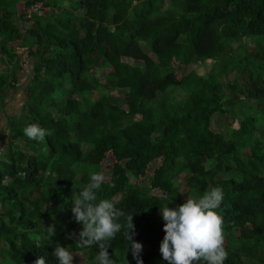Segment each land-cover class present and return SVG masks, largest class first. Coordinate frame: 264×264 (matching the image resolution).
Listing matches in <instances>:
<instances>
[{
    "label": "trees",
    "instance_id": "16d2710c",
    "mask_svg": "<svg viewBox=\"0 0 264 264\" xmlns=\"http://www.w3.org/2000/svg\"><path fill=\"white\" fill-rule=\"evenodd\" d=\"M39 2L48 10L26 16ZM167 2L0 0V113L21 88L24 66L14 44L34 56L23 107L8 118V153L0 156V264L38 257L59 264L54 252L70 231L73 252L98 264L97 245L77 244L82 224L72 207L90 172L103 169L110 179L98 198L133 214V239L146 247L143 264H169L159 251L160 209L179 206L171 195L185 169L196 198L223 188L225 264H264V0H172L164 8ZM246 37L254 48L239 52ZM106 52L120 61L101 77ZM206 59L216 60L207 76L175 73ZM247 66L254 76L244 74ZM234 72L244 74L243 84L227 79ZM231 110L242 116L239 126L229 135L215 130L213 117ZM31 123L50 135L28 139L23 129ZM83 144L96 152H84ZM118 222L125 226L107 242L110 258L137 264L124 236L126 216Z\"/></svg>",
    "mask_w": 264,
    "mask_h": 264
},
{
    "label": "clouds",
    "instance_id": "9594fccd",
    "mask_svg": "<svg viewBox=\"0 0 264 264\" xmlns=\"http://www.w3.org/2000/svg\"><path fill=\"white\" fill-rule=\"evenodd\" d=\"M23 133L28 139L39 141H44L50 135L38 123L27 125ZM105 179L103 172H92L90 182L73 201L74 219L82 224L77 244L80 247L97 245L98 264H115L110 258V245L107 242L114 239L125 226L118 220L126 216V226L130 231L124 233L125 239L130 242L137 264H143L139 257L142 244L133 239V214H126L122 209L116 208L113 200L98 198L97 193ZM223 200V188L214 187L198 198L187 197L186 202L177 208L166 205L160 209L165 221V235L159 248L163 259L169 264H225L228 252L224 247V218L218 211ZM54 255L59 264H73V254L69 247L57 245ZM34 264H46V259L38 257Z\"/></svg>",
    "mask_w": 264,
    "mask_h": 264
},
{
    "label": "rangeland",
    "instance_id": "374dc122",
    "mask_svg": "<svg viewBox=\"0 0 264 264\" xmlns=\"http://www.w3.org/2000/svg\"><path fill=\"white\" fill-rule=\"evenodd\" d=\"M168 1L169 2H167L165 4L164 8L171 5L172 0H168ZM61 14L64 16L66 15V13L63 11ZM24 25H25V27H24L25 29L30 26L29 23H27V22L24 23ZM143 45H144L145 50L148 51L151 56H154L153 49H152L151 45L148 42H145ZM14 46H15V50H17L18 54L22 56L21 64L24 66V68L20 71L24 72V74L25 73L28 74L30 72L29 66L32 65V62L34 61V56H33V54L32 55L27 54V50L22 48L19 43L14 44ZM249 48H254L253 41H251L249 38L246 37L243 39L242 43L237 48V50L239 52H243L245 50H248ZM119 61H120V57L112 56L111 54L106 52L104 57L101 60L100 76L105 77L108 74L113 73V68H114L115 64L118 63ZM129 61L132 64H140V62L137 60H131L130 59ZM6 63H8V62H5L4 64H6ZM215 63H216V60H214V59H206L203 61L197 60L196 62H193L192 64H190L187 67L177 66L175 73L178 77L181 78V77L185 76L186 74H188L191 70L196 69L199 74H201L203 76H207L209 74V72L211 71V68L215 65ZM1 67H3V66L0 65V68ZM244 74L254 76L255 75V69L252 66H247ZM244 74L241 75V74L234 72V73H231L227 79H230L232 81L236 80L238 82V84H243L244 83V79H243ZM20 85H22V84H20ZM21 89L22 88H20V90ZM20 90H18V92L16 94H14V96H13V97H15L16 104H17L16 106L12 107V112H14V113L19 112L21 110V107H23L24 97L22 96L19 98V96H18ZM21 91H23V90H21ZM122 95H123V92L115 93V96L118 98H120ZM242 97L245 99V102L247 104H252L254 107L259 105L258 102L253 101V99L246 98L245 96H242ZM96 98H98L97 95H96ZM15 99H13V100H15ZM30 105L34 106L33 103H30ZM261 107H264V106H261ZM241 119H242L241 115H239L235 111L231 110L229 113H226L224 116H220V119H218V115H215L213 117L212 127L217 131H222V132L226 133L227 135H229L230 133H232L234 128H237L239 126ZM10 131L11 130H10L9 124L8 123L5 124V120L0 121V148H3V150L0 151V156L8 153V150L10 147L9 146L8 133L10 136ZM82 149L84 152L89 153V154H94L96 152L94 147L91 145L83 144ZM110 164H111V160L108 159L104 164V168H108L110 166ZM76 168H78V167H76ZM92 172H96V171H92ZM92 172H90V174ZM100 172H103V174L105 175V178H106L105 181L110 179L106 169L105 170L103 169ZM90 174H89V177H90ZM188 174H189V171H187L185 169L182 172H180L175 178V190L173 191V193L171 195L172 202L175 205H181V204L185 203L187 200V197L196 198L194 195H192L190 193V191L186 187L185 182H186V177L188 176ZM130 179L132 180V182H134L136 180V178L131 174H130ZM149 179L150 178H146L145 182L148 183ZM152 193L155 195H158L157 190H153ZM230 197H231V199H234V200L236 199L235 195H233V194ZM73 220H74V217H73ZM44 226L48 227V229H52V226L48 220H46V222L44 223ZM74 234H75V231H70L69 233L66 234V240L68 242L64 245V247H69V250L72 252L73 264H84L85 254L84 253L76 254L75 252H73V250L70 247V243L72 242V236H74ZM226 244L227 243H226V238H225L224 246ZM145 249H146V247L144 245H142L141 252H143Z\"/></svg>",
    "mask_w": 264,
    "mask_h": 264
},
{
    "label": "crops",
    "instance_id": "0c3cea01",
    "mask_svg": "<svg viewBox=\"0 0 264 264\" xmlns=\"http://www.w3.org/2000/svg\"><path fill=\"white\" fill-rule=\"evenodd\" d=\"M29 74V73H28ZM28 74L27 73H25L24 74V72H19V77H20V84H22L21 85V88L23 89V88H25V86L28 84V81H29V76H28ZM21 89V90H22ZM20 90V92H19V94H18V96H19V98L20 97H24V94L22 93L23 91H21ZM14 96V95H13ZM9 97L8 99H7V108H6V110H5V112L4 113H0V121H4L5 120V124H7L8 123V118L10 117V116H13V115H16V114H18L19 112H17V113H14V112H12V107L13 106H16L17 104H16V99H15V97ZM13 99H15V100H13ZM24 104V103H23ZM21 109H22V107H21ZM7 128V127H6ZM8 137H9V133H8Z\"/></svg>",
    "mask_w": 264,
    "mask_h": 264
},
{
    "label": "built area",
    "instance_id": "2783aa9c",
    "mask_svg": "<svg viewBox=\"0 0 264 264\" xmlns=\"http://www.w3.org/2000/svg\"><path fill=\"white\" fill-rule=\"evenodd\" d=\"M48 8H46L41 2L34 4L30 8H27L25 10L26 16L31 17V14H37V15H43L44 11H47Z\"/></svg>",
    "mask_w": 264,
    "mask_h": 264
}]
</instances>
